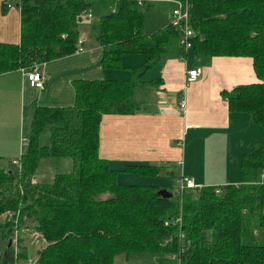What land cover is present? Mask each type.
Returning a JSON list of instances; mask_svg holds the SVG:
<instances>
[{
  "label": "trees",
  "instance_id": "16d2710c",
  "mask_svg": "<svg viewBox=\"0 0 264 264\" xmlns=\"http://www.w3.org/2000/svg\"><path fill=\"white\" fill-rule=\"evenodd\" d=\"M147 1L1 2L3 12L13 3L19 7L20 37L0 40V73L77 51L84 15L96 3L103 5L92 21L103 49L101 65L126 68V53L145 59L130 68L127 79L74 78L69 105H35L18 170L0 167V264H28L26 246L17 249L19 230L44 239L33 264H115L116 254L133 251L160 254V264H264L262 147L243 154L239 183L181 192L176 187L169 197L158 193L166 185L119 182L118 169L99 153L103 114L131 113L145 72L164 55L186 51L178 25L144 30ZM177 1L187 3L194 53L252 57L259 80L222 94L230 109L248 112L264 126V0ZM42 131L49 134L46 143L39 141ZM50 156L71 157L72 169L32 181L40 159ZM158 166L129 162L122 169L154 176ZM102 192L109 193L101 197Z\"/></svg>",
  "mask_w": 264,
  "mask_h": 264
},
{
  "label": "crops",
  "instance_id": "0c3cea01",
  "mask_svg": "<svg viewBox=\"0 0 264 264\" xmlns=\"http://www.w3.org/2000/svg\"><path fill=\"white\" fill-rule=\"evenodd\" d=\"M2 1L0 40L18 42L19 7L13 3L3 12ZM166 1L177 5V0ZM95 7L97 11L103 10L102 4L96 3ZM169 15L163 24L158 22L147 32L165 26ZM88 35H91L89 31ZM80 41L81 49L39 63L41 87L31 85L21 68L0 73L4 82L12 79L19 89L15 107L29 103L32 115L35 105H69L74 99V78L127 79L130 68L145 59L144 54L126 53L122 59L126 68L103 67L100 62L103 49L98 40L89 42L81 32ZM180 54L164 55L159 64L145 72L142 76L145 82L136 92L139 103L131 113L103 114L99 127V153L109 159L118 173L123 169L115 167L113 162L116 165L151 163L159 165V176L161 172H171L177 180L181 174H186L199 186L239 183L243 154L255 147L264 149V126L254 122L248 112L230 109L222 91L259 80L252 57L213 55L207 58L194 53L191 47L182 58H179ZM130 56L138 57L131 64H125L124 58ZM197 65L201 66V73L196 79L187 81V69ZM43 92L45 96H41ZM181 100L185 102L184 107H181ZM9 145L13 148L12 153L20 154L22 147L16 134L0 147L8 148ZM226 162H233V170L219 168ZM171 167H176L178 172L174 173ZM232 171L233 174L227 177Z\"/></svg>",
  "mask_w": 264,
  "mask_h": 264
},
{
  "label": "rangeland",
  "instance_id": "374dc122",
  "mask_svg": "<svg viewBox=\"0 0 264 264\" xmlns=\"http://www.w3.org/2000/svg\"><path fill=\"white\" fill-rule=\"evenodd\" d=\"M14 5V4H13ZM12 6V5H11ZM176 6V3L168 2L166 0H154L147 1L142 4L143 12H144V30L147 32L155 28L156 24L160 22V24L164 23L166 20V15L168 17V13L172 11V9ZM170 11V12H169ZM92 13V14H91ZM90 15H84V19L82 21L81 32L85 34V38L89 40V42L94 43L95 34L94 29L92 28V21H96L101 13V11H97V8L91 10ZM88 31L91 34L88 35ZM93 40V41H92ZM127 55V54H125ZM129 55H139L141 54H129ZM133 57V58H132ZM138 56H130V58H124L125 64H131L132 60L137 59ZM10 77V76H8ZM0 77V106L3 107V110L0 111L4 115L0 114V146L4 145L7 140H10L14 134H16L18 141L20 139L21 143V151L26 146L27 137L29 135L30 124H31V106L29 103H25L20 107H15V102L18 99V87H16V83L12 81L4 82ZM30 83V82H29ZM40 94V92L38 93ZM45 92L42 93L41 96L44 95ZM19 121V122H18ZM3 127V129L1 128ZM49 138V134L47 131H42L40 134V143H46ZM5 153L2 157V153ZM9 152V153H8ZM13 148L9 145L8 148L0 147V167L8 168L11 167L15 172L18 170V154L12 153ZM21 153V152H20ZM101 155V154H100ZM15 156V157H14ZM102 156V155H101ZM105 157V156H104ZM107 158V157H106ZM221 162V161H218ZM115 167L121 166L124 167V164L116 165L113 162ZM234 164L233 162L222 163L220 165V169L223 168H232L233 170ZM173 168V172L177 173L178 169L176 167ZM72 169V159L68 156L61 157H43L40 159V163L38 165L36 174L32 178V181L40 180V181H48L59 171H68ZM233 174V171L227 173V177H230ZM239 179H241V173H239ZM219 178H217L218 180ZM118 180L122 183H138V184H147L150 182L157 183L158 185H166L171 192L174 193L177 187V181L175 175H172L171 172L166 174V172H161L159 175H141L140 173H136L134 171H125L121 170L118 173ZM164 188V187H160ZM166 188V187H165ZM167 188V189H168ZM109 192L100 193L101 197L108 195ZM175 194V193H174ZM264 212V208H263ZM21 239L17 242V249L21 244H24L28 250V264H33L36 258V251L38 247L43 245L44 239L38 234L36 231L28 230L21 231L19 230ZM21 236V237H20ZM160 254H151L147 251H133L129 254L126 253H118L115 255L114 263L115 264H160L159 258ZM23 260H20V262ZM23 263V262H22Z\"/></svg>",
  "mask_w": 264,
  "mask_h": 264
},
{
  "label": "built area",
  "instance_id": "2783aa9c",
  "mask_svg": "<svg viewBox=\"0 0 264 264\" xmlns=\"http://www.w3.org/2000/svg\"><path fill=\"white\" fill-rule=\"evenodd\" d=\"M142 1V0H140ZM90 15V13L88 14ZM169 22L173 25H178L181 30L180 43L185 50L192 47V36L194 35V30L189 22V10L187 3H182L177 1V5L172 9L169 15ZM81 49V47L79 48ZM183 57V53L180 54L179 58ZM25 77L30 82L31 85L36 87H41L43 85L41 73L39 71V63L34 62L28 66L27 69L21 68ZM201 73V66L197 65L192 68L187 69L186 79L187 81L196 79ZM185 106L184 100H181V107ZM264 174L261 173V178ZM177 191L181 192L184 188H195L200 187L190 175L181 174L177 178Z\"/></svg>",
  "mask_w": 264,
  "mask_h": 264
},
{
  "label": "water",
  "instance_id": "95a60500",
  "mask_svg": "<svg viewBox=\"0 0 264 264\" xmlns=\"http://www.w3.org/2000/svg\"><path fill=\"white\" fill-rule=\"evenodd\" d=\"M158 193L159 194H161L162 196H166V197H169V196H171L173 193L169 190V189H167V188H159L158 189Z\"/></svg>",
  "mask_w": 264,
  "mask_h": 264
}]
</instances>
